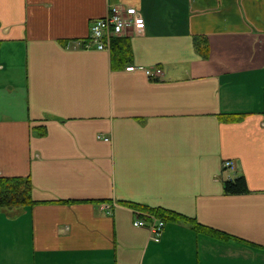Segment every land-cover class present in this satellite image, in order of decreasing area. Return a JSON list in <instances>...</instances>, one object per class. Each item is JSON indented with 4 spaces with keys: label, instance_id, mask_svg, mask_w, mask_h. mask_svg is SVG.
<instances>
[{
    "label": "crops",
    "instance_id": "crops-1",
    "mask_svg": "<svg viewBox=\"0 0 264 264\" xmlns=\"http://www.w3.org/2000/svg\"><path fill=\"white\" fill-rule=\"evenodd\" d=\"M117 4L137 19L113 60L81 43ZM263 110L264 0H0V176L36 201L0 207V264H264ZM132 204L229 237L154 241Z\"/></svg>",
    "mask_w": 264,
    "mask_h": 264
},
{
    "label": "trees",
    "instance_id": "trees-1",
    "mask_svg": "<svg viewBox=\"0 0 264 264\" xmlns=\"http://www.w3.org/2000/svg\"><path fill=\"white\" fill-rule=\"evenodd\" d=\"M203 40L198 41L197 45L200 47L201 44V48L199 49L201 50L202 54L206 55L208 51V45L207 41ZM127 50L128 42L125 37H117L111 41L110 51L113 60H115L116 58H124ZM224 190L225 193L229 194L243 193L248 191L244 176H238L234 179L225 180ZM35 203L36 201L33 200L31 196V182L28 176H0V207H23L27 205H33ZM132 205L138 210L162 218L164 221H184L190 223L197 231L205 232L209 235H214L222 238L229 237V235L225 232L207 227L197 222L194 218L166 208L149 207L141 204Z\"/></svg>",
    "mask_w": 264,
    "mask_h": 264
},
{
    "label": "built area",
    "instance_id": "built-area-1",
    "mask_svg": "<svg viewBox=\"0 0 264 264\" xmlns=\"http://www.w3.org/2000/svg\"><path fill=\"white\" fill-rule=\"evenodd\" d=\"M137 19V11L131 6H123L120 4L113 5L109 8L107 14L102 17L95 18L90 22L89 34L81 43L86 48H96L100 50H108L111 46V41L114 38L124 35ZM128 71L135 69L143 70L150 77H158L161 74V69L145 68L142 66H128ZM234 161L227 159L223 162L224 169H232ZM135 226H146L150 231V238L154 241H159L163 232L165 221L162 218L152 214H146L145 217H138L133 221Z\"/></svg>",
    "mask_w": 264,
    "mask_h": 264
}]
</instances>
